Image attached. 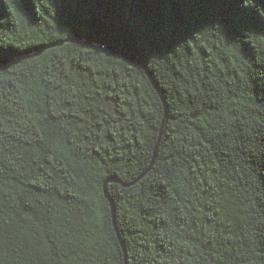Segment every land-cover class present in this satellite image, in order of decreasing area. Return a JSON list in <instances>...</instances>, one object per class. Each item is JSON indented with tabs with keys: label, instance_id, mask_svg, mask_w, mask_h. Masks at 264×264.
Returning <instances> with one entry per match:
<instances>
[{
	"label": "trees",
	"instance_id": "obj_1",
	"mask_svg": "<svg viewBox=\"0 0 264 264\" xmlns=\"http://www.w3.org/2000/svg\"><path fill=\"white\" fill-rule=\"evenodd\" d=\"M0 264H264V0H0Z\"/></svg>",
	"mask_w": 264,
	"mask_h": 264
},
{
	"label": "water",
	"instance_id": "obj_2",
	"mask_svg": "<svg viewBox=\"0 0 264 264\" xmlns=\"http://www.w3.org/2000/svg\"><path fill=\"white\" fill-rule=\"evenodd\" d=\"M69 42H73V43H91V44H93L92 42L84 41V40H81V39H72ZM97 46L101 50H103L108 56H116V57H118V58H120L122 60L133 61L132 59L126 58V57H124L122 55H119V54H117L115 52H108L107 48L105 46H103V45H97ZM157 150H158V146H157ZM157 150H156L155 156H157V154H158ZM113 182H118V181L117 180H113ZM112 205H113V203H112ZM113 210H114V213H115L114 206H113Z\"/></svg>",
	"mask_w": 264,
	"mask_h": 264
}]
</instances>
